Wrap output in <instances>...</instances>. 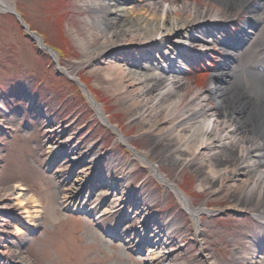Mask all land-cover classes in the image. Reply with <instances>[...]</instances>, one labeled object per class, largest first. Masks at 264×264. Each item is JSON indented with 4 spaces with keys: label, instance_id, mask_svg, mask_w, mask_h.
I'll return each instance as SVG.
<instances>
[{
    "label": "rangeland",
    "instance_id": "374dc122",
    "mask_svg": "<svg viewBox=\"0 0 264 264\" xmlns=\"http://www.w3.org/2000/svg\"><path fill=\"white\" fill-rule=\"evenodd\" d=\"M7 1L13 11H0V188L22 186L21 194L32 196V201L23 205L13 198L2 201L13 206L15 213L0 211V244L20 248L33 264H154L160 260L165 264H239L237 252H249L250 247L264 242V224L251 215L255 207L234 208L229 185L212 184L203 170L190 164L171 163L168 150L157 145L161 136L146 132L135 118V108L109 88L103 64L80 66L74 75L92 94L108 123L119 129L124 143L97 116L76 81L64 73L63 69L77 67L82 60L77 38L98 40L95 27L88 23L93 15L83 0ZM128 2L134 6L133 0ZM20 20L43 45L34 41ZM201 65L198 69L203 74L206 69ZM194 80L200 83L202 77ZM73 139L78 153L98 156L94 169L98 167L102 173L111 162H117L123 171L131 165L128 198L152 193L153 201L145 203L152 218L149 224L137 230L139 219L125 204L120 211L102 214L109 191L99 184L88 203V215L65 209L68 200H64L72 194L75 182L89 176L93 165L86 162L77 168L76 162L54 160L50 168L47 162L55 154L49 156L47 146L66 148ZM127 145L157 165L159 173L175 183L193 208L214 213H199L196 225L170 188L151 175ZM75 168L78 176L72 183H59L61 173ZM24 209L31 218L24 217ZM173 222L176 227L166 230ZM99 226L108 232L116 228L119 238L104 235ZM155 234L164 235L163 247L147 255L138 253L141 248L133 243L143 242L146 249ZM0 264L18 263L1 255Z\"/></svg>",
    "mask_w": 264,
    "mask_h": 264
},
{
    "label": "bare ground",
    "instance_id": "6f19581e",
    "mask_svg": "<svg viewBox=\"0 0 264 264\" xmlns=\"http://www.w3.org/2000/svg\"><path fill=\"white\" fill-rule=\"evenodd\" d=\"M128 1L132 0H83L85 9L93 15L88 23L95 27L98 40L77 38L82 60L77 67L63 69L64 73L77 80L74 74L78 67L103 64V76L109 88L135 108V118L146 132L161 136L162 142L157 145L168 150L170 162L203 170L218 187L229 185L234 208L253 205L255 210L251 215L261 223L264 220V78L258 72H251V61L247 58L264 65V0H133V7ZM1 10L13 8L7 0H0ZM195 30L197 35L193 34ZM33 37L42 44L35 34ZM228 60L232 65L228 66ZM198 65L206 69L205 73L199 72ZM197 76L202 77L200 83H194ZM84 94L97 116L107 124L92 94ZM112 131L118 141L125 142L118 128ZM70 137L67 135L66 140ZM127 147L147 165L151 175L170 188L196 225L199 213H214L204 207L193 208L175 183L159 173L157 165L131 145ZM87 153L83 154L89 164L98 159ZM128 169L123 171L117 162H111L104 170L100 180L117 191L103 213H112L128 197L131 165ZM82 180L71 190L85 191L84 184H80ZM119 182L123 185L119 186ZM22 189V186L1 187L0 211L14 209L2 204L4 200L13 198L19 200V205L32 201V196L21 194ZM95 191L96 188L92 190ZM135 199L130 202L139 203L135 212L143 228L152 221L145 203L148 205L154 198L148 192ZM28 212L24 209L26 219L31 218ZM172 226L176 224L171 223L166 230ZM0 247L1 255L12 257L15 263L33 264L20 248L9 249L3 244ZM153 250L154 247L146 251ZM236 255L239 264H264V242ZM154 264L165 263L160 260Z\"/></svg>",
    "mask_w": 264,
    "mask_h": 264
},
{
    "label": "water",
    "instance_id": "95a60500",
    "mask_svg": "<svg viewBox=\"0 0 264 264\" xmlns=\"http://www.w3.org/2000/svg\"><path fill=\"white\" fill-rule=\"evenodd\" d=\"M4 11H10V10H4ZM13 11V10H12ZM13 14L16 16V17H19V15L17 14V13H15V12H13ZM20 23H21V26L23 27V29L25 30V31H28L27 30V27H26V25L23 23V22H21V20H20ZM28 33L31 35V37L34 39V37H33V35L35 34V33H33V32H30V31H28ZM36 35V34H35ZM38 38H40L38 35H36ZM34 41L36 42V40L34 39ZM37 43V42H36ZM39 44V43H38ZM39 45H43V44H39ZM45 47V46H44ZM45 48H47V46L45 47ZM48 49V48H47ZM76 81V83H77V85L80 87V89L83 91V93H86L87 95H89L90 94V92L88 91V89L86 88V86L83 84V83H81L79 80H75ZM87 97V96H86ZM107 125L110 127V128H115V127H113L112 125H110L109 123H108V121H107Z\"/></svg>",
    "mask_w": 264,
    "mask_h": 264
}]
</instances>
